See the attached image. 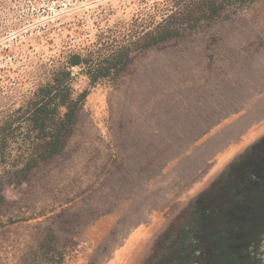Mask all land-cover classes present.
<instances>
[{
  "label": "rangeland",
  "instance_id": "rangeland-1",
  "mask_svg": "<svg viewBox=\"0 0 264 264\" xmlns=\"http://www.w3.org/2000/svg\"><path fill=\"white\" fill-rule=\"evenodd\" d=\"M167 9L120 38L133 59L119 78L92 86L74 69V98L89 92L74 132L60 155L35 163L28 112L49 59L103 32H141ZM160 33L173 36L155 42ZM242 92L264 103V0H0V264L185 263L199 195L170 213L131 200L159 173L154 131L177 136L202 99ZM185 175L154 196L160 207Z\"/></svg>",
  "mask_w": 264,
  "mask_h": 264
},
{
  "label": "crops",
  "instance_id": "crops-1",
  "mask_svg": "<svg viewBox=\"0 0 264 264\" xmlns=\"http://www.w3.org/2000/svg\"><path fill=\"white\" fill-rule=\"evenodd\" d=\"M163 79L161 76L160 80ZM259 101L247 94L244 96L243 92L236 99L228 93L222 99L209 95L201 100L199 110L191 111L193 117L187 121L189 129L185 132L178 131L173 136L166 126L154 131L153 141L158 152L151 160L157 163L159 173L150 181L138 183L140 189L131 202H145L147 208L151 203L152 214L170 213L207 189L237 156L264 136V103ZM173 138L184 141L178 139L171 147ZM181 171L186 175L180 195L169 191L164 206L160 207L161 199L156 200L154 196L162 192L161 188L172 185L169 182ZM167 174L171 179L163 178Z\"/></svg>",
  "mask_w": 264,
  "mask_h": 264
},
{
  "label": "flooded vegetation",
  "instance_id": "flooded-vegetation-1",
  "mask_svg": "<svg viewBox=\"0 0 264 264\" xmlns=\"http://www.w3.org/2000/svg\"><path fill=\"white\" fill-rule=\"evenodd\" d=\"M198 195L183 264H264V136Z\"/></svg>",
  "mask_w": 264,
  "mask_h": 264
},
{
  "label": "trees",
  "instance_id": "trees-1",
  "mask_svg": "<svg viewBox=\"0 0 264 264\" xmlns=\"http://www.w3.org/2000/svg\"><path fill=\"white\" fill-rule=\"evenodd\" d=\"M167 11L169 10L160 13L155 11L147 16L148 18H141L138 25L139 29L143 28L141 32L133 28L115 31L112 34L108 31L103 32L99 39L81 51L63 49L59 55L49 59L47 74L39 82L32 109L28 112L31 113L28 120L38 132V140L41 142L37 147L39 154L35 163L60 155L74 132L77 115L89 95L88 90H85L78 99L74 98L72 87L75 78L74 69H80L92 86L105 79L119 78L127 71L133 59V48L121 46L120 38L143 33L147 27L145 25L153 24L158 19H167L169 17ZM172 36V33H160L153 39L155 42L166 41ZM67 43L69 45V41L65 42L64 48L67 47ZM196 226L195 216L191 218L185 228L186 231L182 234L183 245L188 242L187 240L190 242ZM240 262L238 261L237 264ZM220 264L227 263L221 259Z\"/></svg>",
  "mask_w": 264,
  "mask_h": 264
}]
</instances>
